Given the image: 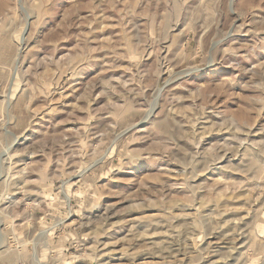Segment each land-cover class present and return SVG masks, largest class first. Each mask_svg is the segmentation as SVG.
<instances>
[{
    "label": "rangeland",
    "instance_id": "374dc122",
    "mask_svg": "<svg viewBox=\"0 0 264 264\" xmlns=\"http://www.w3.org/2000/svg\"><path fill=\"white\" fill-rule=\"evenodd\" d=\"M0 264H264V0H0Z\"/></svg>",
    "mask_w": 264,
    "mask_h": 264
}]
</instances>
